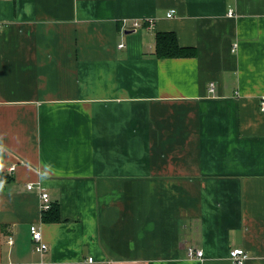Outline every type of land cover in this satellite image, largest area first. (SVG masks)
<instances>
[{
    "label": "crops",
    "instance_id": "obj_1",
    "mask_svg": "<svg viewBox=\"0 0 264 264\" xmlns=\"http://www.w3.org/2000/svg\"><path fill=\"white\" fill-rule=\"evenodd\" d=\"M158 31L194 54L158 57ZM232 247L264 264V0H0V264Z\"/></svg>",
    "mask_w": 264,
    "mask_h": 264
},
{
    "label": "built area",
    "instance_id": "obj_2",
    "mask_svg": "<svg viewBox=\"0 0 264 264\" xmlns=\"http://www.w3.org/2000/svg\"><path fill=\"white\" fill-rule=\"evenodd\" d=\"M175 10H171L168 12V16H173ZM229 15H234L233 9L229 10ZM151 24L153 23L152 20L149 21ZM142 21L141 20H134L132 22V26L134 30H138L139 28L142 27ZM125 43L121 42L119 44L120 47L124 46ZM237 44H235L236 47ZM211 90H214L213 82L211 83L210 86ZM15 165H12L10 167V170L13 171L15 169ZM28 189H34L38 188L41 194V207L42 211H46L49 208H51L53 202L51 200L50 194L45 190V188L40 184H34V183H29L27 184ZM31 234L32 238L35 241V247L39 251H45L48 247L47 243L43 239V233L41 228L37 224H32L31 225ZM10 242H12V237H10ZM188 252L189 255L192 258H196L198 260H202L204 257V250L201 247H198L196 245H191L188 247ZM229 258L232 262V264H244L245 260L247 259V252L243 247H232L229 250ZM92 260V258H90ZM10 264H23L21 262H10Z\"/></svg>",
    "mask_w": 264,
    "mask_h": 264
},
{
    "label": "trees",
    "instance_id": "obj_3",
    "mask_svg": "<svg viewBox=\"0 0 264 264\" xmlns=\"http://www.w3.org/2000/svg\"><path fill=\"white\" fill-rule=\"evenodd\" d=\"M155 54L158 57H177L193 55L191 48L182 46L175 32H157ZM45 221H59L61 219L59 204L54 202L48 210L43 212Z\"/></svg>",
    "mask_w": 264,
    "mask_h": 264
}]
</instances>
